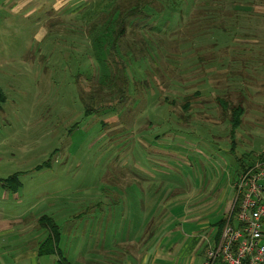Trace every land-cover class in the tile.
<instances>
[{"label":"rangeland","instance_id":"rangeland-1","mask_svg":"<svg viewBox=\"0 0 264 264\" xmlns=\"http://www.w3.org/2000/svg\"><path fill=\"white\" fill-rule=\"evenodd\" d=\"M52 1L0 0V177L18 172L24 192L0 186V264H57L33 253L37 227L9 223L39 214L55 219L72 263L141 264L135 251L151 234L162 253L145 264H203L191 237L227 215L240 158L264 150V3L231 13L218 0L222 13L193 15L204 0H167L158 17L132 18L118 48L136 56L114 87L101 83L90 0ZM214 52L220 62L200 64ZM216 95L243 103L235 144Z\"/></svg>","mask_w":264,"mask_h":264},{"label":"trees","instance_id":"trees-1","mask_svg":"<svg viewBox=\"0 0 264 264\" xmlns=\"http://www.w3.org/2000/svg\"><path fill=\"white\" fill-rule=\"evenodd\" d=\"M93 1L94 0H90L88 5L89 8H86L87 9L86 25L89 24L88 32L90 35V39L92 38V46L94 50L95 60L97 61L98 65L99 63L103 62L102 64L106 68L105 72L102 73L101 76L102 78L100 77L102 80L101 83L106 84L108 81L111 82V84H113L114 87H116L118 83L116 82V79L118 78L119 80H121V77L122 79L123 77H125L124 65L126 64L127 60L136 56L132 54L130 51H125L126 49L124 50L123 53H121L118 48L119 40L121 39L122 36L125 35L126 24H128L127 22H131L134 18H138L139 20H144V19L148 20L153 16V12L158 13L156 14V17H158V15H160V13H162L163 10L168 5L167 0H95V2L92 3ZM217 1L218 0H204L202 3H199V5L195 7L193 11L194 12L193 15L198 13L208 14V12L210 11H215V13L216 12L222 13L223 12L222 10H217L216 7H212V5H215ZM253 1H257V2L260 1L264 3V0H241L239 3H235L234 0H222L221 4L219 5L220 7L223 5L224 8L226 6L225 9L230 7L231 10L227 9L228 12L234 13L233 11H236L238 9L240 10V8H238L237 5L244 6V8L247 9L249 7L251 8L250 3L255 4V5L252 4V6H256L258 4L257 2H253ZM172 3H174V1ZM211 14H209L208 16H210ZM156 22L157 21H154V24ZM193 26L195 27L196 25ZM220 26L222 30L225 32V30L227 29L225 22L223 23L225 29L222 26L221 22H220ZM217 44H219V38L215 39L213 46ZM209 57L208 58L202 57L200 64L209 65L207 63L220 62V59L218 61L216 60L217 56L215 52ZM228 61L230 60L228 59ZM109 62L113 63V65L115 66L114 67L115 70L110 71V69H108V67L110 66ZM101 83L99 84L101 85ZM120 83L125 85L126 81L121 80ZM197 89H194V91L182 96L183 111L180 118L186 112L191 113L192 101H194L196 97L200 95L199 88ZM122 91L123 90L120 88L116 90L117 95L119 96L118 98H120V96L123 98V95H121ZM117 95L113 97L116 98ZM215 98H216V102L221 107L223 116L230 123L229 135L233 144H235V133L238 127L241 125V117L244 113L243 103L241 100H239L237 104H231L226 98H221V96L218 95H216ZM2 100L3 97L0 93V107ZM92 103H94L93 99H92ZM88 108L89 109H87V111H91L94 109L93 107H88ZM248 159L249 157L246 158L245 160L243 159V157L240 158V167L238 169V173L249 168L256 161L264 162V150L261 151L259 154H257V156L254 159L250 160V162L247 161ZM18 176L19 173L14 172L9 176L0 178V181H2L4 185L7 186L12 192H16L19 190V187L21 185ZM224 220L225 217H222L221 219H219L214 223V225L216 226L215 241H217L220 236ZM38 221L41 228H46L47 235L45 236L44 239H42L39 242L37 247V255L45 256V255L55 254L57 256V264H76L67 260V258L62 254L63 252L59 248L61 241V230L59 225L56 223L55 219L48 214H42L38 218Z\"/></svg>","mask_w":264,"mask_h":264},{"label":"built area","instance_id":"built-area-1","mask_svg":"<svg viewBox=\"0 0 264 264\" xmlns=\"http://www.w3.org/2000/svg\"><path fill=\"white\" fill-rule=\"evenodd\" d=\"M203 264H264V162L238 173L220 236Z\"/></svg>","mask_w":264,"mask_h":264},{"label":"crops","instance_id":"crops-1","mask_svg":"<svg viewBox=\"0 0 264 264\" xmlns=\"http://www.w3.org/2000/svg\"><path fill=\"white\" fill-rule=\"evenodd\" d=\"M87 2V0H54L52 1L51 3V7L52 8H60L62 6H64L65 4H67L68 2L69 3H72V4H76V5H82L83 2ZM78 5V6H79ZM74 6V5H73ZM77 6V7H78ZM38 8H41V6H38ZM76 11V10H74ZM0 178H4V177H0ZM0 186L2 187V189L6 190V188L8 189L7 186L4 185V183L2 181H0ZM22 188V187H21ZM5 193V192H4ZM24 192H22L20 189L19 191H16L13 193V197L14 199L18 200V198H20V196H23ZM6 194V193H5ZM20 201V200H19ZM66 207V204H62V206L60 205V209L63 208L65 209ZM31 207H28V210L30 209ZM42 214H39L35 219L32 217L30 220H32L31 223L29 222H25L22 218V215H19V216H13L11 218L12 221H10L9 223L10 224H16V223H19L20 224V233H24V231L30 226L31 228H38V233L36 235V240H38V242H36L37 244H39V242L45 238V236L47 235V230L46 228H41L40 225H39V221H38V218L41 216ZM16 219V221H15ZM0 222H5L4 220H0ZM23 223L24 224H29V226H25L23 227ZM35 223H38L37 225ZM155 222H148L147 224H144V225H141L144 232H147V228H149L152 224H154ZM215 223V222H214ZM213 224H208V225H205L203 228H202V231H200V237L199 238H194V237H191L193 240H194V243L196 244L195 246V249H199L200 248V251L202 249H205L207 251V249L215 242V234H216V226ZM209 225H212V227H209ZM135 226V225H133ZM157 226H162L161 224L157 225ZM156 226V227H157ZM151 232V230L148 231V233ZM151 234H149V237H150ZM149 237H147V241L149 240ZM131 241L134 240L133 237H130L129 238ZM144 242L141 246L138 247V251L136 253V257L137 259H139L141 261V264H145V262H148L150 256H151V253L154 252V248L157 247V251L159 250V254L155 252L156 255H160L162 252V249L160 248V246L158 245H161V242L159 244H156L155 247H152L153 244L151 245L150 242ZM135 246V243L133 244ZM35 246V245H34ZM204 247V248H203ZM134 250V248H133ZM33 253H35L37 255V246L36 248L33 247L32 249ZM205 251V252H206ZM51 255H54L56 256L55 254H51ZM204 255L205 253L203 254V260H204ZM25 256L24 253L20 254L17 258H23ZM38 256V255H37ZM46 256V255H45ZM155 256V255H154ZM163 256H166V255H163ZM56 262H57V256H56ZM157 256L153 259L154 262H152L151 264H154L156 263V260H157ZM159 264H162V262H159Z\"/></svg>","mask_w":264,"mask_h":264}]
</instances>
